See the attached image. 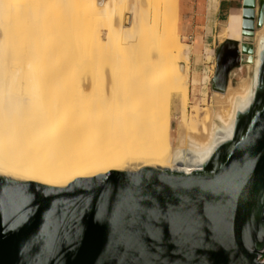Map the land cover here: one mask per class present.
Returning a JSON list of instances; mask_svg holds the SVG:
<instances>
[{
	"label": "bare ground",
	"instance_id": "obj_1",
	"mask_svg": "<svg viewBox=\"0 0 264 264\" xmlns=\"http://www.w3.org/2000/svg\"><path fill=\"white\" fill-rule=\"evenodd\" d=\"M176 1L0 0L1 178L65 189L111 172L204 170L254 101L259 59L189 116ZM226 25L222 43L241 41L242 15ZM175 100L176 129L160 108Z\"/></svg>",
	"mask_w": 264,
	"mask_h": 264
},
{
	"label": "water",
	"instance_id": "obj_2",
	"mask_svg": "<svg viewBox=\"0 0 264 264\" xmlns=\"http://www.w3.org/2000/svg\"><path fill=\"white\" fill-rule=\"evenodd\" d=\"M259 6V13L257 8ZM264 0L217 51L211 90L259 59L252 105L200 173L111 172L65 189L0 177V264H264Z\"/></svg>",
	"mask_w": 264,
	"mask_h": 264
},
{
	"label": "rangeland",
	"instance_id": "obj_3",
	"mask_svg": "<svg viewBox=\"0 0 264 264\" xmlns=\"http://www.w3.org/2000/svg\"><path fill=\"white\" fill-rule=\"evenodd\" d=\"M181 1L182 0L176 1V27L179 35V51L177 52V59L181 62V65L184 67V82L187 84L190 92L188 115L192 116L195 113L194 110L196 108L202 110L203 113V108H206L207 105L210 104L213 94L211 90L212 79L210 78V74L212 71L215 72L216 70L217 51L219 49V46L222 44V41L220 39V32L224 27L229 28V26H223L220 31H217L215 29L209 30L207 36L208 40L206 41V38H204L203 45H193L192 42L194 41L189 42V40L187 39L190 32L185 31V24L181 15ZM138 3L139 0H137V4ZM161 16L164 18L168 17L167 14H162ZM196 21L200 20L198 19L194 22ZM194 22L190 21L188 24ZM200 25L201 23H199V26ZM194 28H196V26ZM201 31L202 30H198V32ZM163 32H168V29L164 30ZM104 34L107 35V32H104ZM195 41H201V35H197ZM159 43V47H161V44L163 42ZM249 76H251V73H249L246 67L241 77L247 78ZM238 82L239 80H232V84L235 86ZM160 106V108L164 112H166L167 109L172 111V121L175 126L174 129H176L181 115V103L178 100H175L174 104L168 103L167 101H163ZM203 116L204 115H202V117Z\"/></svg>",
	"mask_w": 264,
	"mask_h": 264
},
{
	"label": "crops",
	"instance_id": "obj_4",
	"mask_svg": "<svg viewBox=\"0 0 264 264\" xmlns=\"http://www.w3.org/2000/svg\"><path fill=\"white\" fill-rule=\"evenodd\" d=\"M244 1L245 0H182L181 15L185 24V31L190 32L187 37L189 42L194 41L192 43L195 46L199 44L203 45L204 38H206V41L208 40L207 36L209 30L215 29L220 31L221 28L226 25L231 15H242ZM257 13H259V6L257 8ZM198 19L200 21L194 22ZM190 21L194 23L188 24ZM199 23H201L200 26ZM195 26L196 28H194ZM198 30L202 31L198 32ZM197 35H201V41H195Z\"/></svg>",
	"mask_w": 264,
	"mask_h": 264
}]
</instances>
